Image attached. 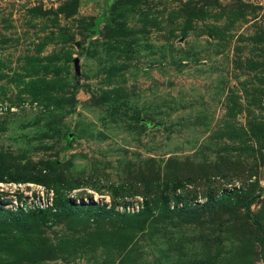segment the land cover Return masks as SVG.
Instances as JSON below:
<instances>
[{"label": "rangeland", "instance_id": "374dc122", "mask_svg": "<svg viewBox=\"0 0 264 264\" xmlns=\"http://www.w3.org/2000/svg\"><path fill=\"white\" fill-rule=\"evenodd\" d=\"M0 176V264H264V0H0Z\"/></svg>", "mask_w": 264, "mask_h": 264}, {"label": "built area", "instance_id": "2783aa9c", "mask_svg": "<svg viewBox=\"0 0 264 264\" xmlns=\"http://www.w3.org/2000/svg\"><path fill=\"white\" fill-rule=\"evenodd\" d=\"M29 184H27V187ZM26 186L21 183H13L8 181H0V210H5L9 212H21L26 211V205H23V200H18L17 196L23 194L26 196V193L23 191ZM7 189V192H4V189ZM26 196L25 198H27ZM32 199V198H31ZM34 209V208H32ZM41 207L38 210H42ZM46 209V208H45Z\"/></svg>", "mask_w": 264, "mask_h": 264}, {"label": "trees", "instance_id": "16d2710c", "mask_svg": "<svg viewBox=\"0 0 264 264\" xmlns=\"http://www.w3.org/2000/svg\"><path fill=\"white\" fill-rule=\"evenodd\" d=\"M0 179H2L1 178V176H0ZM12 180H15V181H17V179L16 178H11ZM26 180V179H25ZM33 181H35V182H39V183H43L40 179H37V180H33ZM200 207V205H195L194 206V208H199ZM6 212H2L1 213V215L2 214H5ZM7 213H9L10 215H9V217L10 218H12V219H15V220H18L19 219V217L20 216H23L22 214H21V212H14V213H10L9 211H7ZM30 214V216H32V217H36V218H40V219H47V211L46 210H38V211H36V212H30L29 213ZM137 216H140V215H142V213L140 214H136Z\"/></svg>", "mask_w": 264, "mask_h": 264}]
</instances>
